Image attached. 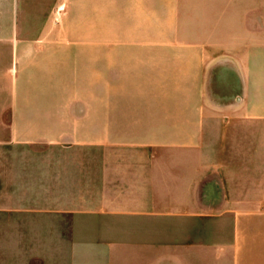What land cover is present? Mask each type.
<instances>
[{"label": "crops", "instance_id": "1", "mask_svg": "<svg viewBox=\"0 0 264 264\" xmlns=\"http://www.w3.org/2000/svg\"><path fill=\"white\" fill-rule=\"evenodd\" d=\"M24 13L23 0H0V128L14 131L15 145L64 150L0 156V212L42 218L50 240H68L67 249L39 255L40 264H145L151 244L165 253L157 263L166 264L168 238L196 244L200 221L208 216L202 222L214 225L199 210L215 207L234 222L231 231L232 221L223 220L222 264H264V248L244 243L260 234L245 235L242 226L264 209V38L256 35L246 56L210 59L200 56L202 42L104 47L52 39L54 13L31 37ZM216 63L223 76L234 74L238 89L223 95L222 109L199 100ZM221 112L239 120L220 121ZM104 122L130 127V141L104 144L82 131ZM184 128L196 130L191 144L199 143L200 129L237 131L223 134V156L168 154L166 137L151 135ZM170 142L184 144L183 137ZM215 172L224 178L217 206L209 182ZM232 209L240 211L232 216ZM189 252L193 257V247L176 252V264H186Z\"/></svg>", "mask_w": 264, "mask_h": 264}, {"label": "rangeland", "instance_id": "2", "mask_svg": "<svg viewBox=\"0 0 264 264\" xmlns=\"http://www.w3.org/2000/svg\"><path fill=\"white\" fill-rule=\"evenodd\" d=\"M23 9L27 36H36L47 23L49 15L54 13L55 23L50 30L52 39L100 41L104 47L130 41L202 42L203 48H199L200 56L210 59L222 56L239 58L246 56L253 49L256 35L264 38V0H23ZM225 43L227 47H223ZM103 50L109 51L107 48ZM216 64L218 69L215 74L204 80L206 86L203 90L204 97L199 100L208 101L215 108L222 109L223 95L233 97L238 94V89L233 84L234 74H231V79L223 76L222 63ZM187 106L184 105L185 108ZM208 118V115L204 114V119ZM217 119L239 120L238 117L231 115L224 117L222 112ZM118 124L130 126L127 122ZM82 131L87 137L96 135L102 138L104 144L130 141V127L126 126L110 127V124L104 122L102 129ZM195 131L184 128L165 130L164 133V130H157L151 135L166 137L168 154L181 152L183 156H223L225 152L223 134L237 130L200 129L199 143L191 144L190 138L196 136ZM262 131L264 132V129ZM13 132L9 128H0V156H48L53 153L55 156L62 155L63 146L55 148V151H48L45 145L32 147L15 145L12 142ZM175 137H183L184 144L181 148L170 142ZM233 143L235 142L232 140L231 152L235 148ZM229 149L227 144L226 150ZM212 181L217 206L225 199L222 193L224 178L215 172L214 177L209 178V182ZM224 211L227 210L216 207L199 210L200 214L213 217L214 225L210 224L208 228V223L202 222L208 221L210 219L208 216L200 221V235L196 244L184 242V246L181 247L178 245L180 242L170 236L166 242V264H176L175 253L191 247L195 253L193 257L190 256V252L184 255L186 264H222V228L226 224L223 220L228 223L232 221L231 231L234 223L233 219L223 218ZM239 211L232 209V216ZM255 212L259 217L244 218L242 226L245 235L257 232L260 239L255 242L247 240L244 243L247 248H264V209ZM48 228L51 229V226H47L42 218L0 212V264H40L38 256L45 254L46 251L67 249L68 240H50ZM64 228L66 237L69 226L65 225ZM149 249L146 252L148 257L145 264H158L159 256L162 260L165 253L163 250L159 252L158 246L154 244H151Z\"/></svg>", "mask_w": 264, "mask_h": 264}]
</instances>
